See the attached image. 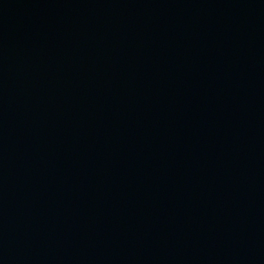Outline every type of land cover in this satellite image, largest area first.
<instances>
[{
    "label": "water",
    "instance_id": "water-1",
    "mask_svg": "<svg viewBox=\"0 0 264 264\" xmlns=\"http://www.w3.org/2000/svg\"><path fill=\"white\" fill-rule=\"evenodd\" d=\"M0 264H264V0H0Z\"/></svg>",
    "mask_w": 264,
    "mask_h": 264
}]
</instances>
